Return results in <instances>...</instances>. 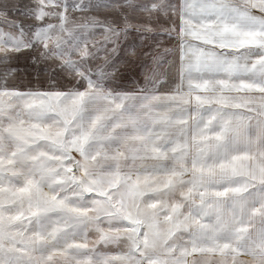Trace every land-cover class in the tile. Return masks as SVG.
<instances>
[{
	"label": "snow or ice",
	"instance_id": "6c2138e0",
	"mask_svg": "<svg viewBox=\"0 0 264 264\" xmlns=\"http://www.w3.org/2000/svg\"><path fill=\"white\" fill-rule=\"evenodd\" d=\"M0 264H264V0H0Z\"/></svg>",
	"mask_w": 264,
	"mask_h": 264
}]
</instances>
